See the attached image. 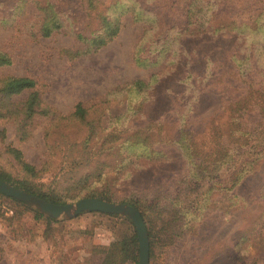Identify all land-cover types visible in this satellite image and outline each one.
Returning a JSON list of instances; mask_svg holds the SVG:
<instances>
[{
  "label": "rangeland",
  "instance_id": "rangeland-1",
  "mask_svg": "<svg viewBox=\"0 0 264 264\" xmlns=\"http://www.w3.org/2000/svg\"><path fill=\"white\" fill-rule=\"evenodd\" d=\"M15 1H3L2 12L9 20L0 24V51L12 63L0 67V79H32L39 106L29 120H23L20 112L0 117L5 135L0 141V171L26 181L33 192L59 204L103 197L141 207L152 205L145 211L154 235L150 264H223L233 250L238 257L254 256L251 247L244 248L239 241L234 244L264 211V188L259 191L264 187V159L253 174H239L240 182L233 187L234 174L244 167L242 155L255 143L235 145L219 160L210 154L208 130L227 119L228 97L222 98L215 86L201 96L191 95V80L182 81L187 86L183 95H172L174 87L181 91L176 81L184 77L180 62L185 56L179 59L162 52L167 40L157 38L156 28L129 13L120 17L119 32L111 42L95 52L79 54L82 44L63 31L40 35L44 14L39 0L25 1L19 13L11 9ZM261 39V33L252 32L248 41L257 50L262 48ZM173 40V50L178 40L186 48L198 47L210 54L230 43L216 36ZM138 51L141 64L136 63ZM259 62L264 65L261 51ZM135 81L146 86L130 87ZM31 92L23 91L10 101L21 107ZM77 104L86 110L84 120L73 117ZM184 114L197 130L203 166L208 165L201 179L192 174L182 134ZM6 146L19 150L36 169V176L21 172ZM240 185H245L243 195L261 193L263 199L242 208L233 198ZM26 207L0 197V264L139 262L138 240L128 218L84 213L50 222L35 219L34 212H40ZM224 246L226 250L221 251ZM261 261L264 264V249Z\"/></svg>",
  "mask_w": 264,
  "mask_h": 264
},
{
  "label": "trees",
  "instance_id": "trees-1",
  "mask_svg": "<svg viewBox=\"0 0 264 264\" xmlns=\"http://www.w3.org/2000/svg\"><path fill=\"white\" fill-rule=\"evenodd\" d=\"M3 1L0 0V24H6L9 20L2 12ZM25 1L27 0H16L11 8L12 11L21 12ZM32 1L36 2L37 0ZM39 1L40 10L44 14L39 29L40 35L49 37L54 32L63 31L64 34L71 35L82 44L83 49L79 54L95 52L111 42L119 32L120 17L126 13L131 14L134 20L147 22L151 27L156 28L159 31L156 33L157 38L162 37L167 40V44L161 45L162 52H171L179 59L182 55L185 56L180 62L184 77H179L176 81L181 86V91L178 92L174 87L170 89L172 95L175 97L183 95L187 87L183 82L191 80V84L188 85L191 95L201 96L203 93H207L209 88L215 86L223 94L222 98L228 97L227 119L219 126L212 125V128L208 130L211 131L212 153L210 154L212 157L219 160L226 155L229 148L235 145L246 146L255 143L247 154L242 155L241 161L244 167L234 174L233 187L240 182L239 174L249 176L259 167L260 162L264 159V65L262 66L259 62V51L263 53L264 57V0ZM224 6L226 9L222 10L221 7ZM170 32H175V34H170ZM252 32L262 34V48L258 46L256 50L254 43L248 41ZM180 36L201 38L216 36L229 39L230 43L219 48L218 53L210 54L208 52L201 53V49L198 47L186 48L184 43L177 40V48L173 50L175 42L173 39ZM170 46L172 47L170 48ZM135 58L137 64H141L143 61L139 51ZM11 63V57L0 51V67ZM35 86L36 83L30 78L5 77L0 79V96L2 97L0 99V117L20 112L23 120H29L39 106ZM145 86V83L135 81L130 87L140 90ZM26 90L32 92L28 101L21 107L10 101L13 96ZM183 108L185 109L187 106L183 105ZM189 108L193 112L196 110L194 106ZM85 115L86 110L81 104H77L73 117L84 120ZM186 116V114L183 115L181 123L184 130L182 134L188 144V156L193 166L192 174L201 179V176L208 171V165L203 166L204 160L197 130L191 125L189 117L185 118ZM4 138V130H0V141H3ZM224 138L225 140L222 141ZM5 151L11 156L12 161L21 172L28 177L36 176V169L24 161L19 150L6 146ZM0 180L45 201L56 203L54 200H49L45 196L33 192L26 181L14 180L5 172L0 171ZM214 180L216 184H219L216 179ZM263 188H259V191L262 192ZM244 189L245 185L240 188V192L233 193V198L240 201L242 208L246 209L251 204L255 205L259 198L263 199L261 193L243 195L241 192ZM0 197L17 202L25 210H28L23 203L13 198L1 194ZM97 198L111 202L107 198ZM127 204L136 207L143 217L149 238V257L151 258L154 235L149 227L145 211L153 207L149 204L142 205V207L136 203ZM34 214L35 219L45 218L47 221L55 222L54 219L40 213L34 212ZM106 216L119 218L108 214ZM166 227H164L165 230H167ZM133 235L136 239L134 230ZM241 235L243 236H240L234 245L237 246L239 241L240 245H244V248L254 249L255 255L250 258L238 257L233 250L230 256L223 260V264H262L264 211H261L251 221ZM174 236L179 237L176 233ZM113 249L111 250L113 251ZM223 250H226V246L222 247L221 251ZM105 262L107 263L104 260V264ZM216 262L218 261H214V263Z\"/></svg>",
  "mask_w": 264,
  "mask_h": 264
},
{
  "label": "water",
  "instance_id": "water-1",
  "mask_svg": "<svg viewBox=\"0 0 264 264\" xmlns=\"http://www.w3.org/2000/svg\"><path fill=\"white\" fill-rule=\"evenodd\" d=\"M0 194L35 208L41 214L56 220L61 217L71 219L84 213H102L128 218L134 226L138 240V264H150L146 225L140 211L134 206L98 198H84L74 204H57L45 201L2 180H0Z\"/></svg>",
  "mask_w": 264,
  "mask_h": 264
}]
</instances>
